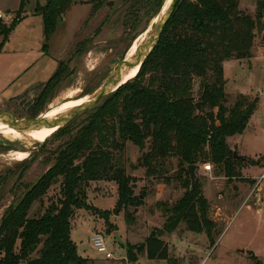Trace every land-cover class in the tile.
<instances>
[{"label":"trees","instance_id":"obj_1","mask_svg":"<svg viewBox=\"0 0 264 264\" xmlns=\"http://www.w3.org/2000/svg\"><path fill=\"white\" fill-rule=\"evenodd\" d=\"M26 1L21 0L19 12ZM82 1L47 0L36 4L35 13L42 17L45 39L65 12ZM86 1L96 6L113 4V0ZM148 1L160 7L164 2ZM256 2L253 16L240 9V0L178 1L159 43L138 74L89 109L81 125L73 126L78 115L53 134V139L63 141L48 157L53 161L48 165L51 168L8 206L0 220V264H90L78 253L71 238V218L77 208L85 205L90 181L117 182L118 202L127 208L144 202V192L134 194L133 178L122 161L127 141L143 150L138 161L130 163L132 169L142 166L147 175H162L176 158L181 180L187 187L174 204L160 203L166 214L163 226L153 229L140 244L128 243L127 259L134 261L136 252H142L150 259L177 264L162 236L172 233L182 222L187 230L205 231L210 242H215L216 224L209 216V200L197 181L191 183L188 166L211 161L223 167L227 177H235L239 175L235 164L241 159L260 163L246 157L234 158L235 150L228 144L229 136L245 131L258 100L240 93L228 107L224 73V61L254 56L256 31H264V0ZM19 18L10 25L0 18V47ZM62 71L59 62L57 70L42 84L48 86L62 80L66 75ZM197 79L199 89L195 93ZM49 141L46 139L44 144ZM36 157V152H32L19 169H0V198L12 180L22 179ZM57 182V197L39 215L31 216L34 204H44L43 197ZM126 216L130 222L133 220L130 212ZM250 259L249 264H264L254 254Z\"/></svg>","mask_w":264,"mask_h":264},{"label":"rangeland","instance_id":"obj_2","mask_svg":"<svg viewBox=\"0 0 264 264\" xmlns=\"http://www.w3.org/2000/svg\"><path fill=\"white\" fill-rule=\"evenodd\" d=\"M16 1L0 0V7L4 10L13 9L17 5ZM38 1L41 4L47 2ZM36 2L37 0H27L22 12H13L9 22L0 18L10 25L13 20L22 17L27 9L29 15L25 20L28 21L31 12L34 13L31 9ZM256 5V0H240V9L253 16H256ZM161 8L160 4H151L148 0H113L112 5L101 6L84 0L72 5L50 37L44 39V45L61 62L63 76L76 68L74 74L48 86L40 84L33 91L4 102L0 105V111H9L18 119H33L42 116L57 104L70 100L75 104L84 95H94L103 81L113 73L119 61L133 55L139 45L153 36L162 13ZM36 15L42 18L40 14ZM37 24H33L31 29L32 40L36 41L37 36L42 42L43 24ZM263 43L264 31H256L252 61L238 59L229 62L226 72L228 81L225 85L228 107L233 105L240 93L246 94L250 100H258V106L251 115L247 128L242 134L230 136L229 144L235 147L232 149L240 157L259 160L260 163L241 159L235 164V170L239 174L235 177H227L223 167H218L211 161L198 165L196 181L210 203L209 216L216 224L215 242H210L205 231L187 230L185 222H182L172 233L162 236L168 245L170 256L177 260V264H249L252 262L251 254L264 260V211L262 215L258 212L259 200H264V186H261V182L264 185ZM19 47L16 42V46L10 49ZM198 89L199 79L195 81V93ZM71 92H74L72 96L67 95ZM73 105L56 110L46 117L66 112ZM88 110L77 117L74 127L82 124ZM49 139L47 144H44L46 138L43 141L32 140V144L27 147L26 144L12 141L0 133V169H17L20 166L22 161L13 158L12 151H28L29 156L32 152L37 154L22 179L12 180L0 198V220L8 206L53 162L48 157L63 140L53 139L52 136ZM142 151L138 145L127 141L122 161L127 173L133 178L134 194H145L143 205L128 208L121 205L118 202L117 182L94 180L87 187L85 205L74 211L71 218V238L77 244L78 253L88 258L90 264H169L167 260L150 259L142 252H136L134 261L127 259L128 243L140 244L153 229L163 226L166 214L160 203L174 204L187 189L181 180L176 158L172 159L169 169L162 175H147L146 168L142 166L132 169L130 163H136ZM207 163L212 165L210 171H206L204 167ZM59 190L60 182L53 184L43 197L44 204L36 202L30 215L36 216L43 212L48 203L57 197ZM1 193L0 191V196ZM262 206L264 208V203ZM127 211L133 216L131 222L130 218L127 219ZM94 233L103 235L113 258H107L93 246L91 237Z\"/></svg>","mask_w":264,"mask_h":264},{"label":"crops","instance_id":"obj_3","mask_svg":"<svg viewBox=\"0 0 264 264\" xmlns=\"http://www.w3.org/2000/svg\"><path fill=\"white\" fill-rule=\"evenodd\" d=\"M16 2L17 5L13 9L4 10L0 7V13L3 15L2 18L5 19L6 22H9L12 19V13L19 9L21 0H17ZM37 3L40 2L37 0L36 3H33V9L31 10H33L34 13L31 12L32 15L30 16V20H25L29 15L27 14V9H25L24 15L18 19L8 40L0 47V105H3L4 102L8 100L21 97L33 91L36 86L48 81L59 66L60 61H58V58L49 52L48 48L44 45L45 35L42 37V42L37 36L35 39L36 41L32 40L31 29L33 28V24L38 25L37 23L40 22L43 24L42 18L40 19L35 13ZM16 42L20 47L18 49H10L16 46ZM259 51L260 53L262 52L260 47ZM253 57L249 60L252 61ZM231 61L235 62L238 61V59L224 61L225 78L227 77V64ZM227 81L228 78H226V84ZM229 137L227 138L228 144ZM230 147L235 148L231 145ZM259 177L260 175L257 178ZM261 186H264L262 182ZM263 203L264 200H259L258 205H260V207L258 212L261 215L264 211L262 206Z\"/></svg>","mask_w":264,"mask_h":264},{"label":"water","instance_id":"obj_4","mask_svg":"<svg viewBox=\"0 0 264 264\" xmlns=\"http://www.w3.org/2000/svg\"><path fill=\"white\" fill-rule=\"evenodd\" d=\"M178 1L179 0H164L161 8L162 13L157 20L156 29L153 36L147 39L143 44L139 45L133 55L120 60L113 73L103 81L102 85L94 93V95H89L88 100L66 112L53 117H43L40 115L33 119H18L9 111H0V121L8 124L10 127L15 128L21 133H26L41 128H56L55 132L53 133L55 134L57 131L68 125L78 115L97 105L105 96L117 90L121 85L134 78L138 74L147 56L159 43L164 27L170 20ZM134 67H138L137 74L127 80H123L124 72ZM75 70L76 68H73L68 74L65 75L63 79L73 75ZM197 105L200 106V102H198ZM53 134L51 136H53ZM234 158H240V155L237 151H234ZM50 168L51 166H48L46 170H44L43 174H41L40 178L43 177ZM197 168V164H191L188 166V173L190 175L192 184L196 182Z\"/></svg>","mask_w":264,"mask_h":264},{"label":"bare ground","instance_id":"obj_5","mask_svg":"<svg viewBox=\"0 0 264 264\" xmlns=\"http://www.w3.org/2000/svg\"><path fill=\"white\" fill-rule=\"evenodd\" d=\"M137 72H138V67L128 69L127 71L124 72L123 80H127V79L135 76L137 74ZM73 93L74 92H71L70 94H67V95L72 96ZM75 94H76V92H75ZM88 99H89V95H84L75 104H74V102H72V100H70L71 102L67 101V102L57 104V106L52 107L49 111L44 113L42 116L43 117L48 116L49 114H51L52 112H54L56 110L69 107L73 104L74 105L71 108H74V107L80 105L81 103H83L84 101H86ZM55 130H56V128H41V129L33 130L30 132L21 133L18 130H16L15 128H12L8 124L0 121V133H2V135H4L6 138H8L12 141H20V142L26 144L27 147H28V145L32 144V140L43 141L45 138L47 139L48 137H50L55 132ZM11 155L13 156V158H15L19 161L20 160L22 161V160H25L29 156V152L28 151L15 150V151L11 152Z\"/></svg>","mask_w":264,"mask_h":264},{"label":"built area","instance_id":"obj_6","mask_svg":"<svg viewBox=\"0 0 264 264\" xmlns=\"http://www.w3.org/2000/svg\"><path fill=\"white\" fill-rule=\"evenodd\" d=\"M0 17L3 15L0 13ZM206 171H210L212 169V165L207 163L204 165ZM91 242L93 246L98 250V252L105 254L107 258H113V253L108 249L104 237L101 233H94L91 237Z\"/></svg>","mask_w":264,"mask_h":264}]
</instances>
